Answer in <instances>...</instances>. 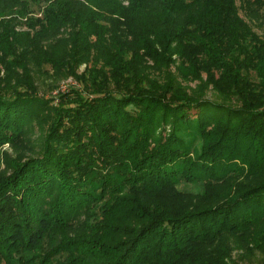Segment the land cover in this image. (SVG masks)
I'll return each mask as SVG.
<instances>
[{
	"label": "trees",
	"instance_id": "obj_1",
	"mask_svg": "<svg viewBox=\"0 0 264 264\" xmlns=\"http://www.w3.org/2000/svg\"><path fill=\"white\" fill-rule=\"evenodd\" d=\"M263 16L264 0H0V150L16 151H0V264L264 249ZM45 74L81 88L46 98Z\"/></svg>",
	"mask_w": 264,
	"mask_h": 264
},
{
	"label": "rangeland",
	"instance_id": "obj_2",
	"mask_svg": "<svg viewBox=\"0 0 264 264\" xmlns=\"http://www.w3.org/2000/svg\"><path fill=\"white\" fill-rule=\"evenodd\" d=\"M125 3H127L125 1ZM118 7H109L107 9V12L110 14L114 15H119L121 14L120 11H118ZM122 16H125V14H121ZM242 15L246 18V15L242 13ZM249 20L248 18H246ZM254 24V29L262 34L264 36V16H263V21L261 24ZM85 68V65H82L81 68L79 69L80 72L83 71ZM36 70V69H35ZM34 82L35 85L38 86V91L40 95H44L46 98H58L59 94L62 92H70L71 89L80 87L81 84L77 82V80L73 79V77H69L68 79L62 80L59 84L50 76L48 75H43V76H38L36 75L34 77ZM57 83V84H56ZM23 88V89H22ZM21 90H25V87H22ZM85 95H88V93L85 92ZM207 98L217 101V102H223V103H230V101L226 98H223L220 94L216 93L215 91L211 90L207 93L206 95ZM59 102V99L54 101L53 103ZM235 103V102H232ZM28 137L26 139L27 142V149L26 153L28 156L32 155H39V150L42 146V140L44 138L43 134L40 131V127L38 124H33L32 129H28ZM1 152L4 151H9L10 154L16 155V151L13 150V148L10 146V144H5L3 148L0 150ZM0 152V154H1ZM5 164L2 163V167L4 168ZM190 191L194 192H201L202 187H197V186H188ZM232 260H236L237 264H264V249H259V248H253L250 250H247L245 248L238 249L235 248L232 250L231 253Z\"/></svg>",
	"mask_w": 264,
	"mask_h": 264
}]
</instances>
